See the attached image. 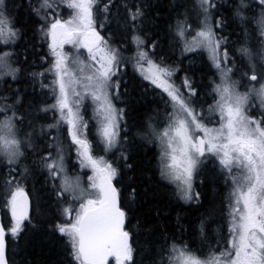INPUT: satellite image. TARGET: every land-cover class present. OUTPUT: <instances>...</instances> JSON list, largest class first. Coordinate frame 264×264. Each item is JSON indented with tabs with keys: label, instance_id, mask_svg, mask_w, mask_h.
Here are the masks:
<instances>
[{
	"label": "snow or ice",
	"instance_id": "obj_1",
	"mask_svg": "<svg viewBox=\"0 0 264 264\" xmlns=\"http://www.w3.org/2000/svg\"><path fill=\"white\" fill-rule=\"evenodd\" d=\"M150 86L164 108L135 121ZM209 171L224 194L190 233L137 215L162 188L204 208ZM39 228L57 264H264V0H0V264Z\"/></svg>",
	"mask_w": 264,
	"mask_h": 264
},
{
	"label": "trees",
	"instance_id": "obj_2",
	"mask_svg": "<svg viewBox=\"0 0 264 264\" xmlns=\"http://www.w3.org/2000/svg\"><path fill=\"white\" fill-rule=\"evenodd\" d=\"M173 0H162L163 5L171 4ZM161 16L157 20V26L160 29V36L163 38V33L166 28L165 20L169 19L168 9L167 7H162L160 9ZM20 19L26 20V14L21 10ZM233 40L236 39L235 36L232 37ZM119 44L121 41L119 38L115 41ZM164 53L171 57V59H176L179 56V51L177 50L175 53L169 51V49L165 46ZM37 65H39V55L37 54ZM187 59H185L184 64L187 66ZM196 79L199 82L201 73L199 69L203 67V63L200 58L197 57L196 64ZM129 76L132 77L134 75L131 67L128 68ZM147 83V82H144ZM159 92L158 89L155 90ZM136 100L138 103H135V112L133 113V120L140 121L145 117V114H151L153 109H160L161 111L164 108L163 101L160 99L158 95H154L151 86L149 87L148 93H143V90L137 88L135 93ZM131 123V122H130ZM132 134H135V128H132ZM155 153L156 149L154 146H150L147 150H137L134 155L137 158V163L140 164L145 172L143 175L137 171L134 179L137 184L147 185L149 178L152 179L153 183L157 179L155 175L154 167L149 170L148 166L151 163L153 166L155 164ZM206 183L202 187H198V190L202 192V200L204 204V208H200L197 210L196 206H188L184 205L182 208L176 204L174 200H172L169 196V190L162 188L155 198L151 195L148 196L147 200L141 205L139 212L137 215L143 219L145 217H150L152 222H156V208L159 207L161 209V216L159 220L161 223L168 225L170 230H175V216L176 212L179 211L185 226L188 228L189 233L192 231L193 227L197 223V219L199 215L207 208L210 204H215L217 207L220 205V201L224 194V186L221 183L215 182L212 179V172L209 171L207 174ZM37 189H40V185H36ZM41 205L42 208L49 212V219L51 218V213L54 211V206L49 208L48 202V193L45 191H40ZM168 212V215L165 216L163 213ZM45 218L41 217L43 221ZM135 223V220H133ZM185 235H188L186 233ZM143 239V237H141ZM23 246V242H21ZM61 243L59 240L55 239L51 236L46 228H39L33 231L30 236L26 246H23V251H18L15 259L17 264H21V261L25 258L30 261V264H57L59 259L61 258Z\"/></svg>",
	"mask_w": 264,
	"mask_h": 264
},
{
	"label": "rangeland",
	"instance_id": "obj_3",
	"mask_svg": "<svg viewBox=\"0 0 264 264\" xmlns=\"http://www.w3.org/2000/svg\"><path fill=\"white\" fill-rule=\"evenodd\" d=\"M256 103L258 104V101Z\"/></svg>",
	"mask_w": 264,
	"mask_h": 264
}]
</instances>
